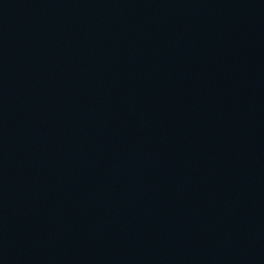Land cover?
<instances>
[{
  "label": "water",
  "instance_id": "95a60500",
  "mask_svg": "<svg viewBox=\"0 0 264 264\" xmlns=\"http://www.w3.org/2000/svg\"><path fill=\"white\" fill-rule=\"evenodd\" d=\"M0 264H264V0H0Z\"/></svg>",
  "mask_w": 264,
  "mask_h": 264
}]
</instances>
